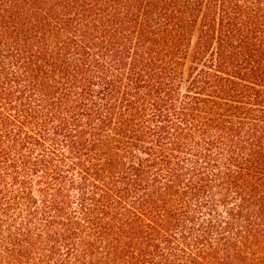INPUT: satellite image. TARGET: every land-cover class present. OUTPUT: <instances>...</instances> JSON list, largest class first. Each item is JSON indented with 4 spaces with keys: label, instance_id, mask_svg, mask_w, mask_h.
<instances>
[{
    "label": "trees",
    "instance_id": "trees-1",
    "mask_svg": "<svg viewBox=\"0 0 264 264\" xmlns=\"http://www.w3.org/2000/svg\"><path fill=\"white\" fill-rule=\"evenodd\" d=\"M0 264H264V0H0Z\"/></svg>",
    "mask_w": 264,
    "mask_h": 264
}]
</instances>
